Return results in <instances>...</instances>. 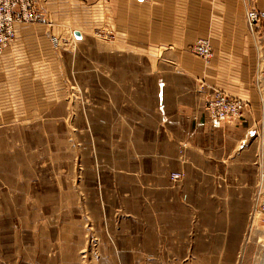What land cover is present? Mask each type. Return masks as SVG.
<instances>
[{
    "label": "crops",
    "instance_id": "crops-1",
    "mask_svg": "<svg viewBox=\"0 0 264 264\" xmlns=\"http://www.w3.org/2000/svg\"><path fill=\"white\" fill-rule=\"evenodd\" d=\"M38 2L45 22L18 26L0 55V126L33 123L65 104L56 86L67 78L64 56L52 35L112 30L97 60L109 74L78 77L85 96L77 105L78 137H92V146L78 141L79 151L92 147L104 190L127 197L133 218L149 212L159 220L167 210L178 219L182 206L206 213L220 206L227 214L221 222L230 225L240 198L251 195L242 190L243 169L253 162L251 141L264 119L254 81L264 67V0ZM251 7L262 15L255 33L246 22ZM200 37L213 47L210 64L190 51ZM212 89L247 101L243 116L213 121L206 109ZM172 173L183 176L173 180ZM212 219L201 220L211 228Z\"/></svg>",
    "mask_w": 264,
    "mask_h": 264
},
{
    "label": "rangeland",
    "instance_id": "rangeland-1",
    "mask_svg": "<svg viewBox=\"0 0 264 264\" xmlns=\"http://www.w3.org/2000/svg\"><path fill=\"white\" fill-rule=\"evenodd\" d=\"M112 36L102 28L61 37L69 40L57 49L67 78L56 86L65 104L33 123L0 126V264H257L264 257V212L256 202L264 194V119L251 141L253 162L243 169L242 190L251 195L240 198L228 226L220 206L209 213L182 206L178 219L167 210L159 220L149 212L133 218L127 197L104 190L92 147L79 151L78 141L92 146V137H78L77 105L85 98L78 77L109 74L97 60ZM254 81L262 102L264 67ZM42 91L50 92L44 84ZM207 215L211 228L201 220Z\"/></svg>",
    "mask_w": 264,
    "mask_h": 264
},
{
    "label": "built area",
    "instance_id": "built-area-1",
    "mask_svg": "<svg viewBox=\"0 0 264 264\" xmlns=\"http://www.w3.org/2000/svg\"><path fill=\"white\" fill-rule=\"evenodd\" d=\"M39 0H0V54L11 47L17 37V28L26 24L45 22ZM107 2L108 0H103ZM262 21L260 11L251 7L246 12V22L250 32L255 33ZM99 36H101L99 34ZM54 48L59 49L68 43V39L57 35L51 37ZM190 51L202 58L205 63H210L214 52L209 38L196 39L190 46ZM264 103V95L262 96ZM247 101L233 96L220 89H212L207 99L206 109L213 121L238 119L243 116L247 108ZM181 173H172L173 180L179 179ZM257 205L264 212V194L258 193Z\"/></svg>",
    "mask_w": 264,
    "mask_h": 264
},
{
    "label": "water",
    "instance_id": "water-1",
    "mask_svg": "<svg viewBox=\"0 0 264 264\" xmlns=\"http://www.w3.org/2000/svg\"><path fill=\"white\" fill-rule=\"evenodd\" d=\"M75 35H76L77 37H81V33L78 32V31L75 32Z\"/></svg>",
    "mask_w": 264,
    "mask_h": 264
},
{
    "label": "bare ground",
    "instance_id": "bare-ground-1",
    "mask_svg": "<svg viewBox=\"0 0 264 264\" xmlns=\"http://www.w3.org/2000/svg\"><path fill=\"white\" fill-rule=\"evenodd\" d=\"M257 264H264V257H263L262 260H260V262H258Z\"/></svg>",
    "mask_w": 264,
    "mask_h": 264
}]
</instances>
